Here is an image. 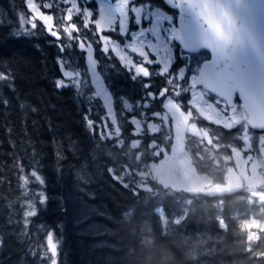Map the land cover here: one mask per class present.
Masks as SVG:
<instances>
[{"label": "snow or ice", "instance_id": "6c2138e0", "mask_svg": "<svg viewBox=\"0 0 264 264\" xmlns=\"http://www.w3.org/2000/svg\"><path fill=\"white\" fill-rule=\"evenodd\" d=\"M233 7H241V0H20L14 21L0 19V27L12 29L13 39L36 40L45 34L53 38L48 43L57 49L59 72L53 87L57 93L71 89L80 108L90 142L87 155L81 158L85 149L71 136L68 146L60 142L56 152L58 161L66 160L68 153L80 160L74 174L77 192L85 203L96 204L98 215L77 217L83 221L76 225L78 231L95 225L97 236L107 235L116 219L110 205L96 201L93 185L106 181L129 199L141 198L133 165L122 156L130 144L143 151L149 144L155 148V134L163 133L166 125L170 128L177 114L197 120L202 114L219 121L246 118L244 89L217 86L224 73L246 64L238 50L247 33ZM27 59L0 51V113L6 116L3 130L11 149L5 152L10 161H0V186L7 181L11 187L8 173L17 178L16 194L23 193L5 212L0 249L23 233L26 254L17 257V264H64L67 225L52 226L40 219L49 195L40 155L26 134L27 113H37V107L19 103L24 134L19 141L13 139L9 109L12 99H20L13 65ZM46 107L54 111L56 105ZM48 126L51 130L50 117ZM149 134L153 139L146 142ZM58 171L62 173V163ZM143 211L138 209L131 218L139 219ZM5 231L12 235L6 237Z\"/></svg>", "mask_w": 264, "mask_h": 264}, {"label": "trees", "instance_id": "16d2710c", "mask_svg": "<svg viewBox=\"0 0 264 264\" xmlns=\"http://www.w3.org/2000/svg\"><path fill=\"white\" fill-rule=\"evenodd\" d=\"M19 5L20 0H15V4L12 0H0V19L14 21L19 15ZM11 35V28L0 27V51L5 55L15 53L28 58L26 63L22 62L18 67L13 65L20 95L19 100L12 99L9 109L10 121L15 128L13 139L19 141L24 134V117L19 110V103L27 102L37 107V113H27L26 134L40 155L49 195V202L40 219L52 226L57 222L67 225L63 244L64 264H161L162 260L166 264H264V230L259 231L257 240L250 242L248 231L241 226L242 220L264 221V199L260 202L254 199L249 203L239 198L242 193L236 191L209 196L207 191L189 193L153 181L148 183L150 190L139 188L141 198L129 199L126 192L119 188L113 189L106 181L97 183L92 188L96 201L110 205L116 217L111 220L112 231L97 236L95 225L78 231L76 225L83 221L77 217L88 219L98 215L96 204L85 203L77 192L74 174L80 160L68 153L67 159L61 162L57 160L56 152L60 142L68 146V137L71 136L85 149L80 154L81 158L87 155L90 142L82 124L80 108L71 89L57 93L53 87V80L59 75L55 66L57 49L48 43L53 38L45 34L36 40L13 39ZM124 83L130 85L129 81ZM49 103L56 105L54 111L46 107ZM49 117L51 130L48 126ZM6 122V116L0 113V161H10V157L5 155V152L11 151L3 130ZM198 123L200 127L208 129L219 145L239 142L240 129L237 131V127L229 131V128L207 120ZM168 128L166 125L163 133L155 134L158 140L155 148L149 144L147 151H143L128 146L122 156L133 165L132 171L144 168L145 162V168L151 161L156 162V158L162 156V148L169 151ZM250 132L254 146L255 138L264 139V134ZM252 132L257 134L253 135ZM151 139L153 135H149L146 142ZM184 148L197 173L206 174L213 182H219L212 173L214 162L209 155L203 154L208 149L198 145L193 136L186 137ZM157 150L159 152L155 153ZM61 163L62 173L58 171ZM5 175L12 184L10 187L6 181L0 186V230H3L7 219L5 212L10 211L23 195L16 194L17 178L8 173ZM125 209L129 213L127 216L124 215ZM138 209L147 211L141 212L139 219H132ZM4 235L7 237L12 234L5 231ZM23 241V233L8 240L6 247L0 249V262L17 264V257L26 254Z\"/></svg>", "mask_w": 264, "mask_h": 264}, {"label": "rangeland", "instance_id": "374dc122", "mask_svg": "<svg viewBox=\"0 0 264 264\" xmlns=\"http://www.w3.org/2000/svg\"><path fill=\"white\" fill-rule=\"evenodd\" d=\"M201 120H208L226 128L242 124L239 142L226 146L219 145L207 128L200 127L198 121ZM168 129L169 151L162 148V156L156 158L157 163H150L145 168V162L144 168L133 171L137 179V188L150 190L148 185L150 178L170 189H179L190 193L205 191L213 185L208 175L197 173L191 165L190 158L184 148L185 139L189 134V137L193 136L203 149H208V152L203 154L209 155L214 162L212 173L219 182L225 185L234 184L236 190L244 189L239 198H244L249 203L254 199H264V139L262 137L255 138L256 146L253 145L254 140L251 132L243 124L242 116L230 121H219L211 115L202 114L201 118L197 120L188 115L177 114ZM215 150L220 152L216 153ZM227 151L230 154H226ZM158 152L159 150L155 153ZM241 226L248 231V240L252 242L258 239L259 231L264 230V221L250 219L244 222L242 220Z\"/></svg>", "mask_w": 264, "mask_h": 264}, {"label": "water", "instance_id": "95a60500", "mask_svg": "<svg viewBox=\"0 0 264 264\" xmlns=\"http://www.w3.org/2000/svg\"><path fill=\"white\" fill-rule=\"evenodd\" d=\"M238 24L247 33L238 50V57L245 61L243 68L224 73L218 80L221 90L243 88L247 96L246 118L243 123L251 130L264 129V0H241V7L231 9ZM234 188V185H230ZM224 185L209 188V195L226 192Z\"/></svg>", "mask_w": 264, "mask_h": 264}, {"label": "clouds", "instance_id": "9594fccd", "mask_svg": "<svg viewBox=\"0 0 264 264\" xmlns=\"http://www.w3.org/2000/svg\"><path fill=\"white\" fill-rule=\"evenodd\" d=\"M161 264H166V262L162 260V261H161Z\"/></svg>", "mask_w": 264, "mask_h": 264}, {"label": "flooded vegetation", "instance_id": "af4514ba", "mask_svg": "<svg viewBox=\"0 0 264 264\" xmlns=\"http://www.w3.org/2000/svg\"><path fill=\"white\" fill-rule=\"evenodd\" d=\"M244 124V123H243Z\"/></svg>", "mask_w": 264, "mask_h": 264}]
</instances>
